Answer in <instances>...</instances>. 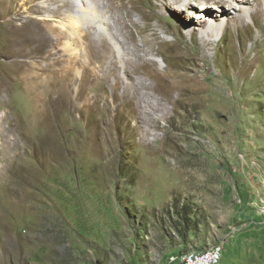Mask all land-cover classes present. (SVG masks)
Returning a JSON list of instances; mask_svg holds the SVG:
<instances>
[{
  "label": "rangeland",
  "instance_id": "1",
  "mask_svg": "<svg viewBox=\"0 0 264 264\" xmlns=\"http://www.w3.org/2000/svg\"><path fill=\"white\" fill-rule=\"evenodd\" d=\"M45 1L0 0V264H264L262 16L87 0L75 59Z\"/></svg>",
  "mask_w": 264,
  "mask_h": 264
},
{
  "label": "bare ground",
  "instance_id": "2",
  "mask_svg": "<svg viewBox=\"0 0 264 264\" xmlns=\"http://www.w3.org/2000/svg\"><path fill=\"white\" fill-rule=\"evenodd\" d=\"M31 1H40V0H31ZM51 1H55L52 3ZM116 0H108V7L111 10H119L123 12L122 20H124V24H127V18L130 17V12L124 13L125 10H128L126 5L123 3L117 4ZM188 7L194 9V6L200 5V9L206 11L208 14H213V9H217V6L221 4H225V9H221V13H223V19L216 20L213 19L211 21V27L206 30L205 39L211 40L213 37L214 31H225L230 27H240L246 21L247 17H250L251 20L257 19V14H260L263 18V25L261 33H264V3L259 6L257 10H247L245 6L248 4V0H187ZM176 3H180L181 0H175ZM87 0H46L43 2L42 8L39 10L42 11L43 17L50 19H57V25L63 30L68 32V36L64 41H60L62 47L65 52H67L70 56L78 59L79 56L84 52V37L82 33L86 28L90 27L93 23L92 16L98 17L99 25L106 26L107 19L101 15L96 6L91 7L88 5ZM97 4V3H96ZM223 4V7H224ZM198 7V6H197ZM180 8V7H179ZM183 8L181 10H184ZM239 10L241 12V16L237 17L233 20H228L225 18L226 15L230 14L228 12ZM216 13V12H214ZM219 14V13H218ZM207 15V14H206ZM217 15V14H216ZM220 16V15H219ZM210 17V16H209ZM215 18V17H214ZM208 20V19H207ZM209 21V20H208ZM188 22V21H187ZM204 22V21H203ZM258 22V21H257ZM203 24V23H202ZM255 24V23H254ZM261 28V27H260ZM210 29V30H209ZM209 30V31H208ZM59 41V40H58ZM136 50L139 51L140 48L136 47ZM141 60V57L139 58ZM140 65L141 63L138 62ZM128 68L131 67V64L127 63ZM145 69H142L144 71ZM78 72V71H77ZM134 74H140V71L135 69ZM147 75V74H145ZM243 74L240 73V76ZM235 77V76H234ZM81 83L86 82L84 78V74L81 76ZM79 79V80H80ZM177 89V85H172V88Z\"/></svg>",
  "mask_w": 264,
  "mask_h": 264
},
{
  "label": "built area",
  "instance_id": "3",
  "mask_svg": "<svg viewBox=\"0 0 264 264\" xmlns=\"http://www.w3.org/2000/svg\"><path fill=\"white\" fill-rule=\"evenodd\" d=\"M224 250L223 245H215L209 249L186 253L179 259L173 257L172 261H178V264H220Z\"/></svg>",
  "mask_w": 264,
  "mask_h": 264
}]
</instances>
